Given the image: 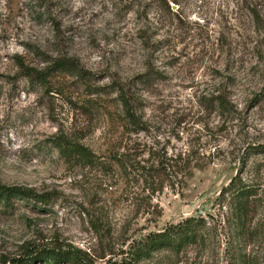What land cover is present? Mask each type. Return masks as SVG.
I'll use <instances>...</instances> for the list:
<instances>
[{"label":"rangeland","instance_id":"obj_1","mask_svg":"<svg viewBox=\"0 0 264 264\" xmlns=\"http://www.w3.org/2000/svg\"><path fill=\"white\" fill-rule=\"evenodd\" d=\"M0 184V264H264V0H0Z\"/></svg>","mask_w":264,"mask_h":264},{"label":"trees","instance_id":"obj_2","mask_svg":"<svg viewBox=\"0 0 264 264\" xmlns=\"http://www.w3.org/2000/svg\"><path fill=\"white\" fill-rule=\"evenodd\" d=\"M254 17L258 18V12L254 11ZM57 67H72L76 68L79 74L84 75L85 71L82 68H79L78 64L73 59H61L56 61ZM25 74L32 81L43 83L46 80L44 72L33 69L32 67L24 68ZM121 99L124 102L127 108L130 107L129 100L124 94H121ZM130 111V110H129ZM83 155V157L88 156L85 150L80 147L74 148L71 153ZM17 195L24 198H32L39 202H44L49 198L48 194H39L34 189L18 186V185H4L0 184V198L9 199L10 196ZM204 223L203 218H196L195 216L186 218L185 220L177 223L170 224L166 226L161 231H151L146 234L143 238L134 242L131 245L130 259L132 263L139 261L140 259L150 256L154 251L162 248H173L175 250H180L185 241L190 238V235H193L192 240L195 241L198 235V227L202 226ZM194 234H190L193 233ZM33 258V256H31ZM40 256L36 257L39 258ZM69 257V256H68ZM67 257V252L65 253H55L49 257V260L52 261V264H59L61 259H69ZM29 258V257H28Z\"/></svg>","mask_w":264,"mask_h":264}]
</instances>
